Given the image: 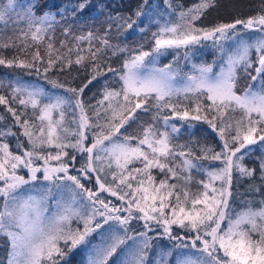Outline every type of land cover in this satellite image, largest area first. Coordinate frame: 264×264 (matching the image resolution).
<instances>
[{
	"label": "snow or ice",
	"instance_id": "obj_1",
	"mask_svg": "<svg viewBox=\"0 0 264 264\" xmlns=\"http://www.w3.org/2000/svg\"><path fill=\"white\" fill-rule=\"evenodd\" d=\"M87 4L71 7L72 21L79 22L76 15ZM215 6L216 0H199L177 13L169 2L159 19L148 17L156 27L149 50L112 44L111 24L97 37L92 31L73 35L71 22L63 35H72L75 45L62 40L56 48V15L67 20L64 10L37 14L36 3L0 0V49H33L30 60L0 55V66L43 73L47 84L63 89V94L50 91L24 76L0 79V105L11 117L8 124L0 115V237L9 247L7 264H60L81 245L86 264H109L121 246L126 247L114 264H150L153 248L151 264H264V158L259 184L257 169L243 163L255 150L250 146L264 151V3L245 19L198 27L196 21ZM135 15H146L142 6ZM114 19L124 20L117 30L135 23L131 17ZM11 26L18 35L3 39ZM45 40L42 56L39 45ZM93 40L100 47L94 48ZM85 41L87 49L80 47ZM206 47L216 59L191 63ZM109 50L123 54L119 69H106L118 87L105 82L102 98L92 104L85 89L103 74L101 60ZM169 50H176V57L159 66ZM180 50L190 72L180 65ZM89 58L91 76L79 87L47 76L53 68H84ZM240 73L258 82L256 87L239 89ZM150 111L151 122H142ZM201 121L219 137V151L178 142L181 128L191 130ZM134 125L140 131L130 133ZM203 161L219 166L209 169ZM194 172L205 178L195 180ZM234 172L252 181L239 208ZM93 233L97 242L88 239ZM159 239L170 243L154 244Z\"/></svg>",
	"mask_w": 264,
	"mask_h": 264
},
{
	"label": "trees",
	"instance_id": "obj_2",
	"mask_svg": "<svg viewBox=\"0 0 264 264\" xmlns=\"http://www.w3.org/2000/svg\"><path fill=\"white\" fill-rule=\"evenodd\" d=\"M21 4L27 5L29 2L37 4V14H41L42 11H51L53 13H59L61 10H64L66 19H62L61 15L57 14L56 19L59 23L55 26V31L53 33L54 43L56 48H60V42L62 40L67 41V45L72 47L75 45V41L72 38V35L64 36L63 29L68 26V23H72V33L73 35L85 34L88 31H92L95 36L102 37L105 35L106 30L109 27V24L112 25L111 31L107 32V37L112 44H121L127 45L129 48H137L140 45H143L145 50H149L151 47L150 33L156 30L154 24L149 22L148 17L151 16L152 19H159V13L168 11L167 4L170 2L172 8L178 13L181 10H187L190 7H193L199 2V0H147V3L144 0H88L86 8L82 12H78L76 15V21H72L70 16V9L76 3L82 2V0H19ZM261 3H264V0H216V6L207 10L204 16L200 20L196 21L198 27H211L218 23L233 22L235 19H245L250 15L256 14ZM146 14L136 17L135 13L138 9H141ZM116 17L128 18L131 17L135 21L132 28L121 27L117 30V24H124V20H115ZM175 18V16H173ZM13 27L8 28L6 32L3 33V39H7L8 36L18 35V32H13ZM19 28H25V25L21 23ZM139 28H146V32H140ZM39 45L40 53L42 56H45L46 44ZM31 43V42H29ZM93 47H100V44L93 40ZM80 47L87 49L88 42H82ZM33 49L29 48L27 51H19L18 49H0V55H3L7 58H11L14 55H18L22 59H31V53ZM62 53L66 52V49H61ZM177 52V51H176ZM72 58L75 59V52L72 54ZM175 54H170L166 58L162 59L160 62L161 65L170 63ZM201 56V55H200ZM200 56H197L198 59ZM255 57V53H253ZM46 58V57H45ZM123 54L113 56L111 51H107V56L101 60V71L102 75L98 76L96 80L92 82L85 89L84 98L89 100L92 104H95L98 99L102 98V92L104 90L105 82H107L108 87H118L116 78L113 73L107 72L106 69L108 65H111L114 69H119L121 65V60ZM205 58V57H204ZM206 61H211V55L207 54ZM90 58L85 60V67L81 68L78 65L73 64L72 67L66 68L64 71H58L57 68H53L47 74L50 79H55L60 84H64L66 87H79L86 82L87 78L91 76V68L89 67ZM28 70L19 69V68H6L0 66V79H10L14 76H24V78L31 82L41 83L47 86L50 90V84H47V81L44 79V74L41 73L37 75L34 70H32L31 75H27ZM255 74L254 72L252 73ZM238 88L243 89L248 84L253 82L248 78L247 75L240 73L239 74ZM56 91L63 92L61 89H55ZM4 94L7 95L8 89H3ZM10 103L13 107H19L14 101L10 100ZM31 111V110H29ZM0 115L5 116V123H11L10 114L5 110V106L0 105ZM153 112H149L141 117V121L144 123H150ZM239 114L237 113V116ZM196 125L191 130H186V128H181L182 135L179 137L178 142L185 144L190 141L199 142L200 144H207L209 147L214 148L216 151L220 149V142L216 134L209 128V126L204 122H194ZM17 131L16 128L13 129ZM130 133H137L140 131L139 127L133 126L129 129ZM9 144L13 150H15V140L9 138ZM215 143L214 146L212 144ZM27 146V145H26ZM195 147V145H193ZM259 148V147H258ZM69 154H72V150L69 149ZM197 155L199 152L197 151ZM264 158V151L258 150L252 155L245 157L244 164L249 168L257 169V178L255 183L259 184L258 179L259 175V163L261 159ZM77 166H79L80 156H77ZM55 163V162H53ZM206 167H218L216 162L212 161H203ZM22 174L26 175L25 172ZM194 179L199 180L203 177L202 174L193 173ZM162 178L157 176V179ZM234 186L233 191L235 192V200L237 201L236 207L239 208L241 205L240 200L244 199L248 195V187L252 181L247 178L238 179L237 174L233 176ZM196 185L193 184V189ZM9 247L6 242V238L0 237V264H7ZM119 251V252H118ZM117 253L109 260V264H114V261L117 259L121 248H119ZM60 264H86V255L81 248L76 249L75 251L67 252L66 256L61 260Z\"/></svg>",
	"mask_w": 264,
	"mask_h": 264
},
{
	"label": "rangeland",
	"instance_id": "obj_3",
	"mask_svg": "<svg viewBox=\"0 0 264 264\" xmlns=\"http://www.w3.org/2000/svg\"><path fill=\"white\" fill-rule=\"evenodd\" d=\"M182 51L183 50H180V56H181V58H180V65H181V67H182V69H183V71H185V72H190L192 69H191V63H197V64H199V63H202V62H206V63H211L214 59H216V53H215V51L213 50V49H211L210 47H206V48H203V49H199L198 51H196L195 53H194V55L192 56V59H191V63L190 62H188V61H185L184 59H183V56H182ZM170 54H175V55H177V52H176V50H169L165 55H163V56H161L160 58H159V62H158V65L159 66H164V65H161L160 64V62L162 61V59H164V58H166L168 55H170ZM207 54H210L211 55V61H206V60H204L205 58H206V56H207ZM201 55V56H200ZM197 56H200L199 57V59H198V61H197V59L196 58H198ZM176 56H173V58H175ZM205 57V58H204ZM173 61V59L171 60V62ZM219 63V62H218ZM166 64H168V63H166ZM219 70V68H218V66H214V69H213V71L215 72V71H218ZM256 83H258V82H256ZM256 83H252L253 84V87H256ZM41 84V83H40ZM50 88V91H54V92H58V93H61V94H63V92H60V91H56L52 86H50L49 87ZM62 90V89H61ZM63 91V90H62ZM196 125V124H195ZM193 129V128H192ZM217 136V135H216ZM217 138H218V140H219V137L217 136ZM215 145V143H213L212 144V146H214ZM250 147H252V148H254L255 150L252 152V153H250L249 155H252L253 153H255L256 151H258L259 149L261 150V148L258 146V145H253V146H250ZM259 147V148H258ZM220 149H218L217 151H219ZM242 151H244V150H242ZM248 156V155H247ZM247 156H245V157H247ZM245 160V159H244ZM244 162V161H243ZM217 164H218V166H219V162H216ZM212 168H215V167H212ZM212 168H209V169H212ZM24 172L26 173V175H27V172H26V170H24ZM22 174V173H21ZM72 174H75V173H72ZM234 174H236L235 172H234ZM234 174H233V176H234ZM233 184H234V181H233ZM233 186L234 185H232V191H233ZM56 197L54 196L53 197V200L55 199ZM233 198L235 199V192L233 191ZM50 203H51V201H50ZM134 224L136 223V222H133ZM77 225H76V223L75 222H73V227H76ZM81 227H82V225H80ZM90 241H93V242H97V235L95 234V233H93L89 238H88ZM130 243V242H129ZM155 243H160V244H162V245H167L168 243H170V242H168V241H166L165 239H159L158 241H154V244ZM85 246L84 245H81V246H79L78 248H81V249H83ZM124 247H126V246H121V251L123 250V248ZM78 248H76V249H78ZM76 249H73L72 251H75ZM71 251V252H72ZM117 251H118V249H117ZM121 251H120V253H121ZM119 252V251H118ZM120 253H119V255H118V257L120 256ZM155 253H156V249L155 248H153L150 252H149V262H150V264H151V262L154 260V257H155Z\"/></svg>",
	"mask_w": 264,
	"mask_h": 264
}]
</instances>
